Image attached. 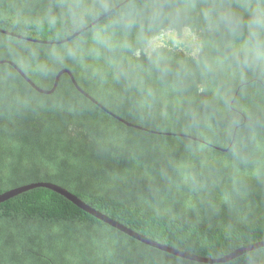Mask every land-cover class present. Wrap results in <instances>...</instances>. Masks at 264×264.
Instances as JSON below:
<instances>
[{
    "label": "trees",
    "instance_id": "16d2710c",
    "mask_svg": "<svg viewBox=\"0 0 264 264\" xmlns=\"http://www.w3.org/2000/svg\"><path fill=\"white\" fill-rule=\"evenodd\" d=\"M0 28L51 42L0 32L37 86L67 68L161 132L68 74L45 94L0 64V194L52 182L185 253L239 252L175 255L35 187L0 203V264H264V0H0Z\"/></svg>",
    "mask_w": 264,
    "mask_h": 264
},
{
    "label": "water",
    "instance_id": "95a60500",
    "mask_svg": "<svg viewBox=\"0 0 264 264\" xmlns=\"http://www.w3.org/2000/svg\"><path fill=\"white\" fill-rule=\"evenodd\" d=\"M119 6L107 11L105 14H103L98 20L100 19H103L104 17L108 16L111 12L115 11ZM94 22H92L90 25L82 28L80 31L74 33L72 36L68 37L66 40L64 41H67V40H70L76 36H78L80 33L84 32L85 30H87L89 27H91L93 25ZM0 32L1 33H4V34H7V35H12V36H16V37H19V38H23V39H27V40H30V41H33V42H39L40 40H37V39H32V38H29V37H24V36H21V35H17L13 32H10V31H7V30H3L0 28ZM186 32H190L188 29H186ZM40 42H44V43H51V42H48V41H40ZM153 46H156L158 43H156L155 41L152 42ZM195 53V51H194ZM3 63H7V64H10L11 66H13L17 71L18 73L30 84L32 85L37 91L41 92V93H45V94H51L53 93L56 88H57V85L59 83V80H60V77L63 75V74H68L73 82V84L77 87V89L79 91H81L87 98H89L91 101H93L96 105H98L99 107H101L103 110H105L106 112H108L110 115H112L113 117H115L117 120H119L120 122L124 123L125 125L127 126H130V127H135V128H138V129H142V130H147V131H152V130H148L147 128H144L142 126H139V125H136L134 123H131V122H128L127 120L123 119L122 117L118 116L117 114L113 113L112 111H110L107 107H105L104 105H102L100 102H98L95 98H93L89 93H87L86 91H84L80 86L79 84L77 83V81L75 80V77L73 75V73L65 68V69H62L58 72V74L56 75V78H55V82H54V85L51 89H44V88H41L39 86H37L29 77L28 75L13 61L11 60H8V59H5V60H0V64H3ZM232 104V102H231ZM152 132H156V131H152ZM156 133H161V132H156ZM165 134H173V135H179V136H187L189 138H192V139H195V140H200L199 138L197 137H194L192 135H184V134H181V133H165ZM35 187H45V188H49V189H52L53 191L65 196L67 199H69L70 201H72L73 203H75L76 205H78L81 209H83L84 211L92 214L93 216L97 217L98 219L100 220H103L104 222L108 223L109 225L113 226L114 228H117L119 230H121L122 232L132 236L133 238L141 241V242H144L146 244H149L151 246H154L156 248H159V249H162L164 251H167L169 253H172V254H175V255H180V256H183V257H187L191 260H194V261H198V262H204V263H215V262H225V261H228L232 258H234L235 256H237V254H239V252H235V253H230L222 258H218V259H212V258H205V257H201V256H198V255H194V254H190V253H185L184 251L182 250H179V249H176L172 246H168L166 244H163V243H159L157 241H154L153 239L151 238H148L146 237L145 235L141 234V233H138L134 230H132L131 228L123 225L122 223L114 220L113 218L109 217L108 215L102 213L101 211L95 209L94 207L90 206L89 204H87L86 202H84L82 199H80L78 196H76L75 194H73L72 192H70L68 189L58 185V184H55V183H52V182H36V183H31V184H27V185H23V186H19V187H15V188H12L10 190H7L3 193L0 194V203L1 202H4L5 200L15 196V195H18L19 193H22L23 191H26L28 189H33ZM264 245V242H260V243H257V244H254V247H260Z\"/></svg>",
    "mask_w": 264,
    "mask_h": 264
},
{
    "label": "flooded vegetation",
    "instance_id": "af4514ba",
    "mask_svg": "<svg viewBox=\"0 0 264 264\" xmlns=\"http://www.w3.org/2000/svg\"><path fill=\"white\" fill-rule=\"evenodd\" d=\"M188 35H190V32L188 33V32H186V30H185V32H184V36H183V39H182L181 41L189 42V43H190V41L187 39ZM190 45H191V47H193V44H190Z\"/></svg>",
    "mask_w": 264,
    "mask_h": 264
}]
</instances>
